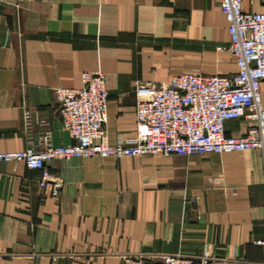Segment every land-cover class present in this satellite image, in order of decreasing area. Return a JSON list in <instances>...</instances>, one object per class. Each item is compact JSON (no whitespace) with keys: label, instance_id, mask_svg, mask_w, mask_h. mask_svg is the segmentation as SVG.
Returning a JSON list of instances; mask_svg holds the SVG:
<instances>
[{"label":"crops","instance_id":"1","mask_svg":"<svg viewBox=\"0 0 264 264\" xmlns=\"http://www.w3.org/2000/svg\"><path fill=\"white\" fill-rule=\"evenodd\" d=\"M260 12L263 0H243ZM221 0H19L0 3V152L75 141L54 91L102 72L106 140L135 133L137 82L184 73L228 76L234 58ZM264 108V82L261 85ZM31 113V118H26ZM43 122L45 124H43ZM250 123H225L243 137ZM60 195L41 173L0 163V264H124L129 254L181 253L208 264H264V156L230 154L54 160ZM197 264H200L197 260Z\"/></svg>","mask_w":264,"mask_h":264},{"label":"built area","instance_id":"2","mask_svg":"<svg viewBox=\"0 0 264 264\" xmlns=\"http://www.w3.org/2000/svg\"><path fill=\"white\" fill-rule=\"evenodd\" d=\"M18 1L0 0V3ZM221 10L228 21L230 45L218 50L232 55L235 73L206 76L190 72L162 85L137 82L135 133L115 144H110L105 137L109 103L107 77L102 72L83 73L81 87H59L54 91L63 128L75 144L56 147L50 132L46 131L40 136L38 146L31 142L22 151L0 152V163H23L29 170L39 171L40 189L50 190L51 196L57 198L62 185L50 172V163L54 160L187 157L251 150H259L264 156L261 95L264 8L260 12H247L243 0H221ZM26 118L29 120L31 113ZM238 119L250 123L246 135L227 137L225 123ZM197 260L208 264L213 258L207 248L199 258L181 253L123 257L124 264H197Z\"/></svg>","mask_w":264,"mask_h":264}]
</instances>
